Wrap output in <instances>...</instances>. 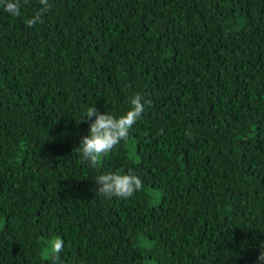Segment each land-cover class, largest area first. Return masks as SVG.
Here are the masks:
<instances>
[{
  "label": "trees",
  "instance_id": "trees-1",
  "mask_svg": "<svg viewBox=\"0 0 264 264\" xmlns=\"http://www.w3.org/2000/svg\"><path fill=\"white\" fill-rule=\"evenodd\" d=\"M0 7V264H254L264 240V0ZM145 108L95 163L86 108ZM132 170L130 197L95 190ZM57 242L62 249L54 252Z\"/></svg>",
  "mask_w": 264,
  "mask_h": 264
},
{
  "label": "clouds",
  "instance_id": "clouds-1",
  "mask_svg": "<svg viewBox=\"0 0 264 264\" xmlns=\"http://www.w3.org/2000/svg\"><path fill=\"white\" fill-rule=\"evenodd\" d=\"M0 7L12 16L21 15L20 0H0ZM50 7L49 0H40L39 9L27 18V24L31 26L40 22ZM130 103L132 107L119 116L101 112L93 105L86 108L81 121H88L87 134L80 138L78 144L84 160L95 163L101 155L110 152L128 136L129 130L144 111L146 101L137 93L131 97ZM94 182L98 193L120 198L130 197L143 186L141 177L132 170L103 172L95 177ZM61 249L62 243L57 242L54 252L58 253ZM257 249L254 264H264V240L257 243Z\"/></svg>",
  "mask_w": 264,
  "mask_h": 264
}]
</instances>
